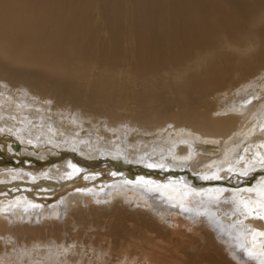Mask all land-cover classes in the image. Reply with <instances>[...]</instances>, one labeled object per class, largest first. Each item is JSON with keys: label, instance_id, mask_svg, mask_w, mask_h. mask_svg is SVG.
Masks as SVG:
<instances>
[{"label": "bare ground", "instance_id": "obj_1", "mask_svg": "<svg viewBox=\"0 0 264 264\" xmlns=\"http://www.w3.org/2000/svg\"><path fill=\"white\" fill-rule=\"evenodd\" d=\"M97 1L0 0V264H264V0Z\"/></svg>", "mask_w": 264, "mask_h": 264}, {"label": "rangeland", "instance_id": "obj_2", "mask_svg": "<svg viewBox=\"0 0 264 264\" xmlns=\"http://www.w3.org/2000/svg\"><path fill=\"white\" fill-rule=\"evenodd\" d=\"M254 1L256 3L258 2V0H231L232 4L235 6L236 9H238V8H240L242 6L241 2L249 5L251 2H254ZM96 2L98 3L97 0H96ZM217 5H215L213 7V10H214V8ZM226 7H230V2H226ZM230 11H231V7H230ZM262 13L263 12L258 11L256 14L257 15H262ZM209 14H212V13H209ZM249 19L250 20L248 21V25H249V29H251V27L257 21V16L254 17V18L249 17ZM225 27L226 26L218 25V27L215 30L214 38L221 37L222 28H225ZM117 29L120 30V31H122V32H126V35L122 33L121 36H120V39H119L121 46H124L125 44H122V43H126L128 41L127 40V34H128L127 33V29L123 28L122 26H118ZM202 33L203 32H201L200 34H202ZM139 39H137V41ZM122 40H123V42H122ZM136 51L138 53H141V50H139L138 48L136 49ZM99 54H100V51H99ZM118 54H119V57H117V58L119 60V67H121L124 64V62L127 60V57L129 55H128V53L125 54V53H123L121 51H118ZM120 60H121V62H120ZM8 81L9 80H7L5 78H0V82H2V86H0V88H1L2 91H4V94L6 93V91H5V85L8 83ZM19 85L20 84H17L13 88L16 90V92H18L21 95H23L22 98H26L25 96H27V97L33 96V97H35L37 99V100H35V102H38V109H39L38 113L42 114L43 112H46L47 113V116H50V113L53 115V113L59 112V111L56 110V107L53 108V109L50 107L51 105L55 104V101L53 99L54 96L53 97H50L49 100L47 101V100L43 99L41 96H37V90L38 89H35V87L33 88V90H30V88L27 85H25V84H21V86H19ZM242 88H244V87H242ZM26 91L28 92V94L27 95H24L22 92H25L26 93ZM32 92H36V93H34L32 95ZM0 95H2V94L0 93ZM31 102L34 103L33 101H31ZM44 109H45V111H44ZM77 112L81 113V115H82L81 116V119L83 121V124L87 126V124L84 123V122L90 120L91 117L87 113H83L82 110H77L74 113H77ZM46 119H47V117H46ZM90 122L91 123H94V124L97 123L96 120H92ZM76 125L78 127V124H76ZM93 126H94L95 130H97V131L100 130V128L97 127L96 125H93ZM83 131L85 132V129ZM73 132H75V131H73ZM84 135H87V134H84ZM12 139H13V137L12 138H7L6 136H0V152H1L0 154H2V153L8 154V153L5 152L4 148L2 147L3 146L2 143H4L5 145H7L8 143H10L12 141ZM1 148H3V149H1ZM0 158L2 159L3 157L0 156ZM124 197L127 200L126 201L127 202V206H125V207L128 209V215L129 216H133L132 218L134 219V227L135 226H138L139 223H140L139 218L136 217V216H134L133 215V212H132V211L137 212V210L140 212V214H141L142 217L144 216V217L147 218L146 221H145V223H144V226H155V227H157V225H165V226L170 227V228H172L173 226H175V223L171 219V216L170 215L163 216L161 214V212H160V205H162V204H161V200L160 199H157L156 201H154L153 198H151V197H148L146 199L145 198L142 199V198L137 197V196L130 197V196H127V195H125ZM136 201L139 202V203H143L145 207L144 208L143 207L136 208V207H133V206L130 205L131 203L136 202ZM131 207L134 210H131ZM165 218L167 219L166 222L164 221ZM136 235H138L137 234V230H136ZM140 236H143V235L140 234ZM243 250L245 252H247L248 251V248H244Z\"/></svg>", "mask_w": 264, "mask_h": 264}]
</instances>
